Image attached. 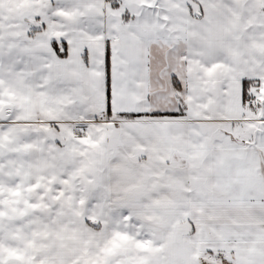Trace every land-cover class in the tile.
I'll return each instance as SVG.
<instances>
[{"label": "snow or ice", "instance_id": "1", "mask_svg": "<svg viewBox=\"0 0 264 264\" xmlns=\"http://www.w3.org/2000/svg\"><path fill=\"white\" fill-rule=\"evenodd\" d=\"M0 264H264V0H0Z\"/></svg>", "mask_w": 264, "mask_h": 264}]
</instances>
